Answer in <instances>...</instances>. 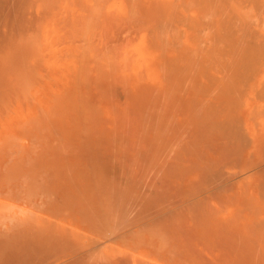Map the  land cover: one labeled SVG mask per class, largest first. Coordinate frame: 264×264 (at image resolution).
Here are the masks:
<instances>
[{"label": "bare ground", "instance_id": "1", "mask_svg": "<svg viewBox=\"0 0 264 264\" xmlns=\"http://www.w3.org/2000/svg\"><path fill=\"white\" fill-rule=\"evenodd\" d=\"M0 264H264V0H0Z\"/></svg>", "mask_w": 264, "mask_h": 264}]
</instances>
